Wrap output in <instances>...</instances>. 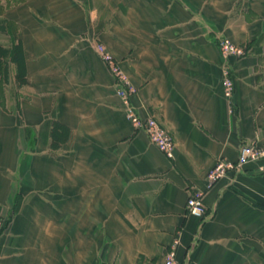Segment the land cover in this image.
Wrapping results in <instances>:
<instances>
[{"label": "crops", "instance_id": "crops-1", "mask_svg": "<svg viewBox=\"0 0 264 264\" xmlns=\"http://www.w3.org/2000/svg\"><path fill=\"white\" fill-rule=\"evenodd\" d=\"M3 17L22 46L0 95V264H264V160L215 182L219 162L264 143V0H23ZM231 58L224 95L218 41ZM133 104L173 136L174 158L127 118ZM0 43L11 45L9 35ZM201 193L203 218L186 211Z\"/></svg>", "mask_w": 264, "mask_h": 264}, {"label": "built area", "instance_id": "built-area-1", "mask_svg": "<svg viewBox=\"0 0 264 264\" xmlns=\"http://www.w3.org/2000/svg\"><path fill=\"white\" fill-rule=\"evenodd\" d=\"M94 47L102 60L107 64L110 72L115 77L117 94L120 97L127 118L135 128L144 131L152 143H154L167 157L174 158L175 141L171 133L160 124L154 116L144 117L133 104V96L137 92L136 86L131 81L130 76L121 67L118 58L107 48V46L95 41ZM219 51L222 57L221 79L225 97L230 100L234 93V79L230 65L231 58H239L246 54V47L231 41L227 37H222L218 41ZM264 160V143H243L240 145L237 160L235 162L223 161L211 168L207 174L210 182L227 177L232 170H240L249 162ZM186 211L198 218H203L207 212V205L201 193H193L189 196L185 205ZM179 238L175 239L173 246L166 253L162 264H202L198 261L186 260L180 262L177 256V246Z\"/></svg>", "mask_w": 264, "mask_h": 264}, {"label": "trees", "instance_id": "trees-1", "mask_svg": "<svg viewBox=\"0 0 264 264\" xmlns=\"http://www.w3.org/2000/svg\"><path fill=\"white\" fill-rule=\"evenodd\" d=\"M3 10H0V33L9 35L11 45L5 46L0 43V95L3 94L4 84L8 80V61L17 65L16 77L19 82H23L22 74V46L17 36V29L13 22L3 17Z\"/></svg>", "mask_w": 264, "mask_h": 264}, {"label": "rangeland", "instance_id": "rangeland-1", "mask_svg": "<svg viewBox=\"0 0 264 264\" xmlns=\"http://www.w3.org/2000/svg\"><path fill=\"white\" fill-rule=\"evenodd\" d=\"M22 1L23 0H0V10H3L4 13H5V11L8 8L13 7L14 5H16V4H18V3L22 2ZM3 35L6 36V34H3Z\"/></svg>", "mask_w": 264, "mask_h": 264}]
</instances>
